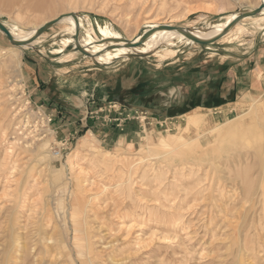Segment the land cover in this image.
Returning <instances> with one entry per match:
<instances>
[{"label": "rangeland", "instance_id": "1", "mask_svg": "<svg viewBox=\"0 0 264 264\" xmlns=\"http://www.w3.org/2000/svg\"><path fill=\"white\" fill-rule=\"evenodd\" d=\"M27 1L0 0V21L8 30L27 32L72 12L95 49L119 43L88 51L80 34L58 22L33 45H12L0 31V264H81L84 247H73L72 230L81 231L84 223L97 264L122 257L127 258L120 264H264V137L253 146L240 130L212 139L223 122L246 119L253 98L264 103V12L239 20L208 44L173 38L150 54L128 57L139 55L136 48L155 47L145 39L155 29L163 32L162 26L220 29L228 15L254 9L262 0H49V12L27 7ZM149 30L153 35L139 45L120 48ZM231 79L226 100L224 83ZM60 95L67 96V111L51 101ZM195 115L204 123L181 131ZM130 121L136 127L122 131ZM151 130L160 134L153 141L145 138ZM168 135L175 144L159 146ZM181 135H200V152L210 144L217 150L216 164L202 162L198 180L184 179L187 170H180L191 153L178 145ZM239 156L240 163L232 162ZM128 168L135 198L147 209L134 215L116 187ZM155 172L159 179H152ZM193 185L211 188L184 193ZM78 186L85 187L80 196ZM74 197H83L85 214ZM174 212L182 216L171 222ZM132 217L131 234L115 243L125 234L119 222ZM55 228L67 231L73 262L43 249ZM111 242L125 251L110 257ZM136 245L142 246L139 251Z\"/></svg>", "mask_w": 264, "mask_h": 264}, {"label": "bare ground", "instance_id": "2", "mask_svg": "<svg viewBox=\"0 0 264 264\" xmlns=\"http://www.w3.org/2000/svg\"><path fill=\"white\" fill-rule=\"evenodd\" d=\"M9 1H13V0H9ZM261 4H264V0L260 1L256 7H258L259 5ZM27 7H30V8H33V9H37L39 11H43V12H49L52 5L50 3L49 0H28L27 1ZM224 6H221L218 8V10L221 12V13H224ZM250 11V10H249ZM264 12V7L261 9V11L259 13H263ZM258 13V14H259ZM235 14V13H234ZM63 15V16H62ZM238 15V14H237ZM237 15H233V14H230L227 16V20L223 23L222 27L220 29H216V30H203V29H198V28H182V31H178L176 29H168L166 27H163L164 31H160L158 29H155V31H157L154 35H153V30H149L150 32V36L153 35L151 38H146L145 39V44H148V45H152V46H155L153 47L152 49H149V50H141V49H137V53L139 55H147V54H150L154 48H156L157 46L161 45V44H164V45H170L171 43L174 42V39H180V38H183V37H187L185 35L186 32L190 33L191 35H196L197 38L199 39H207V40H210V39H213L215 37H222V36H225L229 33V31L232 29V27H236L237 25V22H234V19L237 17ZM254 16V15H253ZM253 16H245L243 18H241L240 20H243L246 18H250V17H253ZM59 19H58V23H63L65 25L64 28H66V30L68 31H74L76 32L77 34H80V37H81V43L82 45L84 46V48L88 49V51H100L104 48L106 49H110L111 47L113 46H116L118 45L119 42H113V43H109L105 46H101L99 48H94L95 45L93 44L94 40L93 38H91L90 36H87V35H84L82 30H81V27L83 26V22H82V19L75 15V13H73L72 15V12L70 13H65V14H59L57 16ZM55 18V16H54ZM255 19V18H254ZM50 20H53V18L49 19V20H44L43 22L41 23H38L36 25L33 24V26L30 27V29L27 31V32H23V33H19V32H16L14 30H11L9 29V32L11 34V36L13 37L14 40L16 41H26L28 39H30L31 37H33L36 33V30L41 27L44 23H46L47 21H50ZM85 21V20H84ZM151 21V20H149ZM148 21V22H149ZM4 25V24H3ZM63 25V26H64ZM240 25V24H239ZM5 26V25H4ZM28 29V28H27ZM236 29V28H235ZM176 30V31H175ZM26 31V30H25ZM104 31V30H103ZM175 31V32H174ZM65 33V32H64ZM73 33V32H72ZM91 33V32H90ZM105 33V32H104ZM202 34V35H201ZM203 34H207V35H203ZM42 34H40L39 36L35 37L34 39H32L28 44H22L23 46L25 45H33L37 39L39 37H41ZM134 37V36H133ZM107 38V37H106ZM174 38V39H173ZM80 40V39H79ZM128 41H131L128 40ZM96 42V41H95ZM124 42V41H123ZM134 42V41H133ZM128 45L127 44H122L120 45V48L124 49L125 47H127ZM20 47V46H19ZM119 47V46H118ZM27 48V47H26ZM108 49V50H109ZM113 49V48H112ZM87 52V51H86ZM13 53V52H12ZM15 54V52H14ZM10 55L9 57L10 58H14L16 57L15 55ZM102 54H98L97 56H100ZM99 60V59H98ZM104 60V59H103ZM253 102L251 104V106H247L248 107V110L247 112L245 113L247 115L246 119H243V120H240V121H237L236 123L235 122H229L228 123H224L223 122V125L224 127L222 128H218L216 130H212L214 133L212 135V139H220L221 137H224L227 133H231L233 130H240L242 131V134L245 136L246 138V141L249 145H255L257 142H259L263 137H264V103L262 102H255L256 100H254V98L252 99ZM242 115V114H241ZM245 115V116H246ZM243 116V115H242ZM244 117V116H243ZM263 120V124L261 123ZM187 123L185 124L186 126L184 127L183 130L181 131H186L189 129L190 126H195V127H199V125L201 123H204L200 117H196L195 116H189L187 118ZM235 121V120H234ZM231 123V124H230ZM233 123V124H232ZM259 124H262V126L257 127V125ZM222 125V124H220ZM226 125V126H225ZM217 127V126H216ZM210 129V128H209ZM198 130V129H197ZM183 132V134H184ZM196 132V131H195ZM211 132V131H210ZM146 133V132H145ZM158 135H160L157 131L155 130H151V132L149 134L146 135V139H148L149 141H153L155 138L158 137ZM200 135H197L193 138H188L183 135L181 136H178V145H182L183 147L185 148H189V150H191V153H190V156L189 157H184L190 161H182V163L180 164L181 168L180 170H187V176L186 178L184 177V179H195L196 178V172L201 168L202 165V162H206L208 163L209 161L212 162V165L214 164L215 161L214 160V154L215 152H217V150H214L213 149V144H210L209 147L204 150L203 152H200L198 149V145H199V141H198V138H199ZM171 137H173L172 135H168V137L166 138H163L160 141V144L159 146L163 147V148H167L169 146H171L172 144H175V142H173L174 139H172ZM191 137V136H190ZM144 138V137H143ZM82 139V138H81ZM262 141V140H261ZM176 142V143H177ZM177 145V144H176ZM153 145H151L152 147ZM155 146V145H154ZM175 146V145H174ZM200 146V145H199ZM202 146V145H201ZM150 147V146H148ZM150 147V148H151ZM153 148V147H152ZM202 148V147H201ZM204 148V147H203ZM257 148V147H256ZM154 149V148H153ZM151 149V150H153ZM220 150V149H219ZM199 151V152H198ZM167 152V151H165ZM164 154V153H163ZM249 157L246 156L244 158V160L248 159ZM241 157H237L235 158V160H233L232 162H236L237 163H240L241 162ZM263 158H261L262 160ZM249 160V159H248ZM104 161V160H103ZM101 162V161H100ZM263 163V162H262ZM261 163V164H262ZM209 164V163H208ZM216 164V162H215ZM233 164V163H232ZM211 165V164H209ZM264 165V164H263ZM123 166V165H122ZM261 166V165H260ZM209 168V167H208ZM264 169V168H263ZM109 170H111V168H109ZM123 171V170H122ZM205 171V170H204ZM206 171H207V167H206ZM184 172V173H185ZM131 171H130V168L127 169V171L125 172L126 174V177L127 178H119V181H118V185H116V187H118V190L117 192L119 193V195H124L125 197H127L129 200H130V208L127 209V212L129 213V215H134L136 210L137 209H146V207H144V205L140 204V202H138V200L135 198L136 196L134 195V192L132 191V181H131ZM159 173V172H158ZM181 175L184 174L183 172H181ZM116 174V173H115ZM156 172H155V175L153 173V176H152V179L156 180V179H159V177H161L159 174L158 176H156ZM167 174V173H166ZM124 175V174H123ZM229 176V175H228ZM212 178V177H211ZM249 178V175H245L244 176V179H245V183L247 182V179ZM148 179V178H147ZM199 178L197 177L196 180H198ZM213 179V178H212ZM234 179V178H232ZM209 180V179H208ZM249 181V179H248ZM195 182V181H194ZM197 183V182H196ZM202 182H200L201 184ZM212 184V182H210ZM187 184V183H186ZM198 184V183H197ZM210 184V185H211ZM249 184V183H248ZM192 185V184H191ZM205 185V184H204ZM207 185V184H206ZM209 185V187H210ZM157 186V185H156ZM189 186V185H188ZM198 186V185H197ZM214 186V185H213ZM191 187V186H190ZM209 187H196L195 185H193L192 188H187V187H184L183 188V191L184 193L186 192V194L188 193H192V194H201V193H204L206 192ZM215 187V186H214ZM245 188H247L246 186H244ZM85 187L83 186H78V190L76 191V194L80 196V193L79 191H83ZM90 188V187H89ZM211 188V187H210ZM216 188H217V182H216ZM215 188V189H216ZM82 189V190H81ZM213 189V188H212ZM89 190V189H88ZM157 188L154 190L156 192ZM86 191V190H85ZM211 191V190H210ZM67 198V197H66ZM73 198V197H72ZM247 198V197H246ZM74 201L76 202V205H77V208L80 209L81 212H83L85 214V204H84V199L83 197H74ZM90 201V199H89ZM121 201V200H120ZM87 205V203H86ZM128 205V204H127ZM129 207V206H128ZM132 207V209H131ZM190 208V207H189ZM147 210V209H146ZM120 212V211H119ZM118 212V213H119ZM140 212V211H139ZM114 213L122 218L123 216H119L117 214V211H114ZM121 214V213H119ZM140 215V214H139ZM142 215V214H141ZM146 215V213H145ZM126 216V215H125ZM128 216V215H127ZM181 214L177 213V212H174L172 215H170V221L171 222H176L177 220H179L181 218ZM63 224L66 223V215L63 216ZM81 217H82V213H81ZM135 217V216H134ZM134 217L130 218V221H128L127 223H125L123 220H121L119 223V226L118 228L120 230H124L125 234L123 237L119 236V238L117 240H115L114 242L118 243L119 242H125L126 240V237L129 236L131 233V230L133 229L134 227ZM142 217V216H141ZM83 219L86 218V215H84V217H82ZM149 217H147L148 219ZM239 218V217H238ZM75 219V218H74ZM119 219V218H118ZM138 219V218H137ZM129 220V219H128ZM139 220V219H138ZM144 220V219H143ZM126 221V219H125ZM139 222H144V221H140ZM146 222V221H145ZM148 223V222H147ZM67 224V223H66ZM144 224V223H143ZM141 224V225H143ZM86 223H84V229H82L81 231L79 229H77L78 226H75L73 227L74 231L72 230L73 232V247L77 249H80L81 246L84 247V252H81L80 254L83 256V259H81L80 263L81 264H97L96 263V256H95V253L93 251V244L90 240V236H89V233L85 227ZM101 225V224H100ZM99 225V226H100ZM124 227H123V226ZM137 225V224H136ZM135 225V226H136ZM239 225V223H238ZM65 226V225H64ZM83 226V225H82ZM232 226V225H231ZM242 226V225H241ZM139 227V226H137ZM142 227V226H141ZM64 228V227H63ZM67 228V227H66ZM100 228V227H97V229ZM140 228V227H139ZM138 228V229H139ZM241 228V227H240ZM237 229V228H236ZM119 230V231H120ZM239 231V229L237 230V232ZM112 233V232H111ZM78 235H81L82 237L78 236ZM69 236V235H68ZM71 238V237H70ZM115 238V236H114ZM117 238V237H116ZM80 240V242L77 241ZM45 240L47 241V244L45 243V246H43V249H45L47 251V249H51L52 251V254L51 256H54L55 252H56V255H58L59 257L61 256H67V258H70V261L73 262V260H71V253H72V249L69 248V245L67 244V231L62 232L60 230H56L53 229L52 233H50V235H48V237L45 238ZM114 240V239H112ZM240 240V239H239ZM138 241L135 243V244H138ZM114 242H111V243H108L109 246L106 248L107 249V253L108 255L109 254H112L113 255H120L121 252H124L125 248H122V246H118L119 244H115ZM238 243V241H236ZM240 242V241H239ZM123 245V243H121ZM246 243L244 242V245L243 247L246 248ZM242 246V243H240V246L239 248H241ZM142 246H139V245H136L134 248L136 251H139V249L141 248ZM49 252V251H48ZM98 256V255H97ZM110 257H112L111 255H109ZM102 258V257H101ZM127 258V257H126ZM126 258H119V259H116V261H111L113 262L114 264H120L123 262V260L125 261ZM99 264V263H98Z\"/></svg>", "mask_w": 264, "mask_h": 264}, {"label": "water", "instance_id": "3", "mask_svg": "<svg viewBox=\"0 0 264 264\" xmlns=\"http://www.w3.org/2000/svg\"><path fill=\"white\" fill-rule=\"evenodd\" d=\"M264 7V4H261L259 5L258 7L254 8V9H251L250 11H242V12H239L237 17L234 19L233 23L234 22H237L239 21L241 18L245 17V16H253L257 13H259L261 11V9ZM73 15V13H72ZM58 17L53 19V20H50V21H47L46 23H44L41 27H39L37 30H36V33L33 37H31L30 39L26 40V41H16L13 39V37L11 36L9 30L3 25V23L0 21V31L2 33H4V35L6 36V38L8 39V41L12 44V45H15V46H20L22 44H28L32 39H34L35 37L39 36L41 33H43L46 29H48L49 27H51L53 24H55L57 21H58ZM162 27H166L168 29H176L178 31H182V28L181 27H177V26H170V25H165V26H162ZM150 31H145L143 32L141 35H140V40L137 42V43H134L133 41H128V40H124L125 44H127L128 46H134L135 44L136 45H139L146 37L147 35L149 34ZM185 35L192 39V41L196 42V43H200V44H208V43H211L213 41H215L216 39H218L219 37H215L213 39H210V40H201V39H197L196 37H194L193 35H191L190 33L186 32ZM129 58H136V57H140V55H137L135 53H132V54H129L128 55Z\"/></svg>", "mask_w": 264, "mask_h": 264}, {"label": "crops", "instance_id": "4", "mask_svg": "<svg viewBox=\"0 0 264 264\" xmlns=\"http://www.w3.org/2000/svg\"><path fill=\"white\" fill-rule=\"evenodd\" d=\"M34 77H35V81H36V83H37V85L40 83H42L41 85H43V83H45V81L43 80V79H41V78H38V80H37V77H36V75H35V73H34ZM233 83V79H231V80H227V83H226V81H225V83H224V90H223V98H225L226 99V97H227V92H228V89L230 88V86H231V84ZM50 83L48 82V85L47 86H50L49 85ZM61 95H64L63 93L61 94ZM60 95V97H58V98H56V97H53L52 99H51V101H53L56 105H57V107L58 108H63L65 111H67L66 110V108L64 107V105H63V103L64 102H66L65 100H67V96L65 97V99H64V97H62ZM227 100V99H226ZM58 113L59 114H61L62 116H64L65 114L63 113V112H61V111H58ZM67 117V116H66ZM89 120V119H88ZM87 120V121H88ZM63 122H65V121H67V118L65 119V120H62ZM86 120H85V123H83V125L81 124V126H84V125H86V122H87ZM97 123H95V125H96ZM130 124H132L131 126H133V127H136V125H135V123L133 122V121H130V122H125V125H124V127H122V131H125V130H127V129H129V127H130ZM67 129V128H66Z\"/></svg>", "mask_w": 264, "mask_h": 264}, {"label": "trees", "instance_id": "5", "mask_svg": "<svg viewBox=\"0 0 264 264\" xmlns=\"http://www.w3.org/2000/svg\"><path fill=\"white\" fill-rule=\"evenodd\" d=\"M114 100H117V102H122V101H123V99H122L121 97H117V98L114 99Z\"/></svg>", "mask_w": 264, "mask_h": 264}]
</instances>
